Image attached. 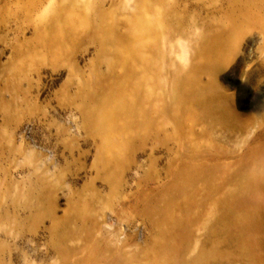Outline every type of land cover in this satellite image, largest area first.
<instances>
[{"label":"rangeland","instance_id":"rangeland-1","mask_svg":"<svg viewBox=\"0 0 264 264\" xmlns=\"http://www.w3.org/2000/svg\"><path fill=\"white\" fill-rule=\"evenodd\" d=\"M103 1L85 0L92 10ZM113 1L120 16L143 17L144 0H108V6ZM174 3L186 15L177 34L189 39L228 24L225 15L243 5L264 20V0H174L171 5ZM17 5V0H0V264H110L122 246L128 253L121 252L119 257L144 264V254L154 255L158 242L164 240L154 220L145 214L144 203L160 187L173 183L176 166L170 167V161L177 151L176 138L158 129L144 131V125L136 128L123 119L119 127L129 126L133 135L110 134L117 150L103 152L109 148L95 123L100 118L97 87L82 89L80 74L83 71L87 79L91 66L97 64L105 81L119 77L116 64L114 75L108 69L116 59L101 53L103 44L92 35H84L77 45L75 62H58L45 49L34 60L23 57L22 53L29 52L23 45L34 37L41 14L38 11L32 18L17 14ZM162 12L169 15L170 8ZM88 18L94 22L95 12ZM259 20L235 32L234 39L240 41L231 46L218 68L204 74V81L210 79L214 89H223L231 114L234 112L227 127L218 115L222 105L204 102L200 109L207 110V117L220 127L212 133L211 144L208 140L207 155L228 159L226 165L237 164L226 170L235 177L229 188L237 189L229 213L241 223L243 240L258 245L257 250L264 254V23ZM153 24L159 38L154 39L153 50L160 66L151 76L154 84L146 91L159 97L173 93L174 73L183 74L193 65L195 41L175 39L176 27L170 23ZM90 26L97 30L99 25ZM166 105L171 114L177 101ZM213 108L218 113L210 110ZM137 115L142 122L144 113ZM109 155L122 161L121 183L107 179L103 157ZM186 204L179 208V226L186 223ZM203 227L196 236L210 238L212 226L205 223ZM178 241L176 237L167 239L168 244L175 243L173 247ZM196 245L192 243L190 249ZM183 261L184 255L169 263ZM250 263L240 253L231 262H211Z\"/></svg>","mask_w":264,"mask_h":264},{"label":"bare ground","instance_id":"bare-ground-1","mask_svg":"<svg viewBox=\"0 0 264 264\" xmlns=\"http://www.w3.org/2000/svg\"><path fill=\"white\" fill-rule=\"evenodd\" d=\"M144 1L143 17L137 20L133 14L120 16L115 12V1L109 6L108 0L103 1L92 10L90 3L88 5L85 0H17V14L25 13L30 18L38 11L41 14L34 37L23 45L29 52L22 53V56H30V60H34L45 49L58 62L63 59L75 62L77 45L84 35H92L98 44H103L100 52L116 59L108 69L114 75L116 64V73H120L119 77L110 76L105 81L102 71L95 64L91 66V74L87 79L83 71L80 74L82 89L97 87L95 96L99 101L97 112L100 118L95 123L104 144L109 148L102 151L117 150L118 145L111 139L112 134L133 135L129 126L119 127L123 119L130 120L136 128L144 125V131L158 129L162 134L170 132L175 136L177 151H173L174 157L170 161V167L176 166L173 183L168 187H160L161 190L144 203L145 214L154 220L153 223L164 238L158 242L154 255L148 256L142 252L144 264H170L171 260L182 255L184 264H211L214 260L231 262L237 253L250 258V264H264V254L257 250L259 246H251L243 240L239 233L241 223L229 213V205L233 203L232 196L237 193V189L232 191L229 188L235 177L228 176L226 170L237 164L226 165L224 161L228 159L207 155L208 140L211 144L212 133L220 127L207 117V110L200 109L204 102L222 105L223 109L219 106L220 111L214 108L210 110L219 111L222 126L227 127V121L234 112L231 114L223 89H214L216 85L210 79L204 81V74L218 68L220 60L230 53L231 46L240 41L234 39L233 34L242 32L248 26L247 23H259V17L244 5L235 7L238 9L225 15L228 24L204 31L200 36L195 34L193 39H189L177 34L176 29L179 30L186 15L183 11L180 13L176 3L171 5L174 0ZM163 8H170V14L163 13ZM237 10L243 11L237 13ZM90 12H95L94 22L88 18ZM259 21L264 23V20ZM90 23H98L97 30H93ZM153 23H170L173 28L176 27L175 39H188L190 43L195 41L193 65L183 74L174 73L171 76L175 82L173 93L159 97L146 91L147 87L154 84L152 77L160 66L155 60L157 51L153 50L154 39H159ZM76 67L73 64L71 68H74L75 74ZM173 99L177 105L174 112L169 114L166 102ZM156 103H160L157 108L154 106ZM137 113H144L142 122L136 118ZM84 117L87 120L86 115ZM103 159L105 170H108V181L116 178V183H121L122 161H117L111 155ZM202 202L209 203V206L204 207ZM183 203H188L183 214L186 223L179 226L176 224L177 216ZM205 223H210L213 228L212 236L208 239L196 236L205 230ZM171 237L178 238L180 244L176 247H173L175 243L168 244L167 239ZM192 243L197 244L193 250L190 249ZM121 252L128 253L127 248L122 246L111 257L110 264H137L119 257ZM120 258L124 263L118 262Z\"/></svg>","mask_w":264,"mask_h":264}]
</instances>
